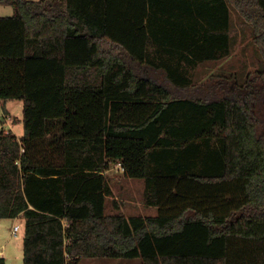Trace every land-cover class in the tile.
Here are the masks:
<instances>
[{
	"label": "trees",
	"instance_id": "trees-1",
	"mask_svg": "<svg viewBox=\"0 0 264 264\" xmlns=\"http://www.w3.org/2000/svg\"><path fill=\"white\" fill-rule=\"evenodd\" d=\"M2 4L0 107L23 100L24 133L0 134V218L23 219V264H264V0ZM232 9L261 66L197 83ZM114 166L157 214L107 212Z\"/></svg>",
	"mask_w": 264,
	"mask_h": 264
},
{
	"label": "rangeland",
	"instance_id": "rangeland-1",
	"mask_svg": "<svg viewBox=\"0 0 264 264\" xmlns=\"http://www.w3.org/2000/svg\"><path fill=\"white\" fill-rule=\"evenodd\" d=\"M13 6L10 4L0 5V16L12 15ZM251 27L242 22L241 16L235 11V54L229 59H219L218 61H203L191 67L193 79L199 82L216 81L220 76L235 75L240 82L246 79L248 72H254L261 66V59L258 50L253 43ZM23 100L14 99L0 107V117L6 122L15 135L21 137L24 133L23 123ZM113 189V196L107 205L108 213L118 212L113 204L116 198L120 204V211L130 214H157V208L151 206L144 207L142 201V186L144 179H131L123 175L120 166H114L106 172ZM0 218V246H5L6 264H23V232L20 230L19 236L13 235V227L16 223L23 229V219ZM21 220V221H20ZM134 262V263H133ZM70 264H142L139 258H82L77 263Z\"/></svg>",
	"mask_w": 264,
	"mask_h": 264
},
{
	"label": "crops",
	"instance_id": "crops-1",
	"mask_svg": "<svg viewBox=\"0 0 264 264\" xmlns=\"http://www.w3.org/2000/svg\"><path fill=\"white\" fill-rule=\"evenodd\" d=\"M231 14H232V25H231V35H230V48H228L229 45H224L223 46V48L221 49V53H223L222 52V50H223L224 51V55L220 59H224V58L229 59L230 56H233L235 54V43H236V40H235V10L234 9H232V13ZM218 60H219V58H217L215 61H218ZM143 188L144 187L142 186V191H143ZM17 220H19V219L17 218ZM21 230L24 231L22 228H21ZM19 232L17 234H14L13 232L12 233H13V235L15 237H18L19 236ZM23 237H24V234H23ZM0 247L3 248V250H4V255H3V257H4L5 256V246L2 243Z\"/></svg>",
	"mask_w": 264,
	"mask_h": 264
},
{
	"label": "built area",
	"instance_id": "built-area-1",
	"mask_svg": "<svg viewBox=\"0 0 264 264\" xmlns=\"http://www.w3.org/2000/svg\"><path fill=\"white\" fill-rule=\"evenodd\" d=\"M12 131L10 128L7 127L6 122L3 120V118L0 117V134L1 133H8ZM21 230V225L19 223H16L13 227V233L17 234ZM4 250L0 247V257H3Z\"/></svg>",
	"mask_w": 264,
	"mask_h": 264
}]
</instances>
